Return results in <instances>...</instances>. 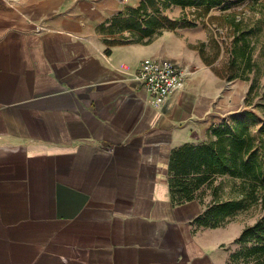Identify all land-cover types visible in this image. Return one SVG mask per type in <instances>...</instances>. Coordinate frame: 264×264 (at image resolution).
I'll return each instance as SVG.
<instances>
[{
    "label": "crops",
    "instance_id": "obj_1",
    "mask_svg": "<svg viewBox=\"0 0 264 264\" xmlns=\"http://www.w3.org/2000/svg\"><path fill=\"white\" fill-rule=\"evenodd\" d=\"M140 1L36 18L0 0V264H226L229 231L174 198L170 163L206 142L214 115L240 110L248 83L180 38L104 36ZM148 57L187 73L159 105L135 78Z\"/></svg>",
    "mask_w": 264,
    "mask_h": 264
},
{
    "label": "rangeland",
    "instance_id": "obj_2",
    "mask_svg": "<svg viewBox=\"0 0 264 264\" xmlns=\"http://www.w3.org/2000/svg\"><path fill=\"white\" fill-rule=\"evenodd\" d=\"M14 7L31 17H45L58 10L70 9L82 0H8ZM126 3L128 0H123ZM189 5L168 0H141L138 5L126 4V8L111 24L102 29L113 41H144L152 43L173 39L186 41L190 49L209 57L212 66L229 62L230 49L235 37L247 36L252 52V69L240 62L239 76L248 83L244 105L240 110L214 115L212 127L205 143L218 139L216 131L229 130L242 120L255 138L256 146H264V0H221L211 4L207 0H193ZM238 23V29L232 24ZM205 62V61H204ZM206 63V62H205ZM235 80V79H234ZM229 81V80H227ZM232 81V80H231ZM254 87L250 89L251 85ZM232 105H239L233 104ZM231 133H227L230 136ZM174 177V172L170 173ZM193 175L185 178L188 193H176L177 200L193 198L207 212L217 202L242 196L244 180L231 173L196 186ZM264 217V202L258 200L233 212L219 225L229 231V241L222 247L227 253L226 264H264V239L258 237L243 240L242 232L253 227ZM200 225H203L199 223ZM213 224V222H211ZM242 231V232H241Z\"/></svg>",
    "mask_w": 264,
    "mask_h": 264
},
{
    "label": "trees",
    "instance_id": "obj_3",
    "mask_svg": "<svg viewBox=\"0 0 264 264\" xmlns=\"http://www.w3.org/2000/svg\"><path fill=\"white\" fill-rule=\"evenodd\" d=\"M172 3L189 5L193 0H168ZM221 0H207L211 4H219ZM232 24L238 29V23L232 21ZM230 60L228 63L213 67L216 74L222 79L234 80L242 78L239 76L237 68L242 61L245 68L252 69V52L250 42L246 35L243 37H235L230 49ZM204 61L208 65H212L209 57H205ZM254 87L251 85L250 89ZM227 133H231L227 136ZM218 139L211 143L200 145H184L176 149L171 158L170 183L174 198L178 192L188 193L189 184L185 178L193 175L196 186L204 184L217 175H225L231 173L244 180L242 182V196L231 198L223 202H217L209 208L207 212L198 219V222L204 226H219L227 216L233 212L247 207L251 203L258 200L264 202V146H256L255 138L244 125L242 120L238 121V125L234 130L216 131ZM194 200L188 198L180 201ZM213 222V224H211ZM258 237V240L264 239V217L258 221L253 227L246 228L242 232V239H250ZM264 249V245L260 246Z\"/></svg>",
    "mask_w": 264,
    "mask_h": 264
},
{
    "label": "built area",
    "instance_id": "obj_4",
    "mask_svg": "<svg viewBox=\"0 0 264 264\" xmlns=\"http://www.w3.org/2000/svg\"><path fill=\"white\" fill-rule=\"evenodd\" d=\"M186 75L185 69L171 59L148 57L140 61L135 78L149 94L151 102L159 105L171 93L184 87Z\"/></svg>",
    "mask_w": 264,
    "mask_h": 264
}]
</instances>
